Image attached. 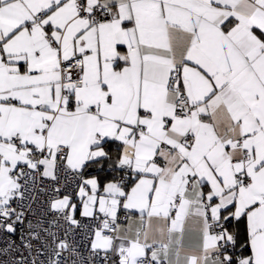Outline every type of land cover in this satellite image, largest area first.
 Here are the masks:
<instances>
[{"label":"snow or ice","instance_id":"6c2138e0","mask_svg":"<svg viewBox=\"0 0 264 264\" xmlns=\"http://www.w3.org/2000/svg\"><path fill=\"white\" fill-rule=\"evenodd\" d=\"M0 264H264V0H0Z\"/></svg>","mask_w":264,"mask_h":264}]
</instances>
